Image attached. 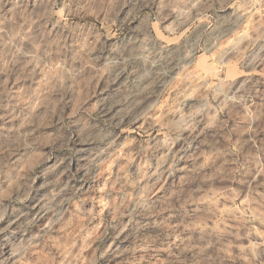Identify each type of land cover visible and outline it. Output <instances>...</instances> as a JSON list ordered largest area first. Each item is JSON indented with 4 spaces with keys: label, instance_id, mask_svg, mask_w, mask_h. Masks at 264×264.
<instances>
[{
    "label": "clouds",
    "instance_id": "9594fccd",
    "mask_svg": "<svg viewBox=\"0 0 264 264\" xmlns=\"http://www.w3.org/2000/svg\"><path fill=\"white\" fill-rule=\"evenodd\" d=\"M212 7V0H0V108H11L0 120L32 125L27 141L15 128L0 141V219L19 220L17 202L33 209L17 228H0L22 233L0 236V264H76L74 238L82 233L75 222L82 198L95 203L101 178L108 186L101 198L119 194L121 202L116 223L105 218L103 230L85 229L92 232L88 246L96 244L89 264H264V57L254 63L245 56L264 47V0H232L230 15L197 23ZM173 15L169 47L152 22ZM113 32L123 35L110 41ZM226 37L232 43L220 50ZM242 42L246 47H237ZM200 50L227 56L243 78L217 79L207 89V81L174 87L176 73L186 72ZM54 63L58 75H46ZM255 67L262 78L250 71ZM101 79L103 96L95 87ZM10 80L31 83L14 96ZM162 107V137L146 130L148 139L121 143L126 122L147 120ZM38 150L39 160L32 155ZM217 182H235L261 211L219 219L211 207H191ZM158 189L166 216L151 211ZM133 213L159 222L137 226ZM201 216L219 219V227H191ZM109 229L128 242L123 251L103 246Z\"/></svg>",
    "mask_w": 264,
    "mask_h": 264
},
{
    "label": "rangeland",
    "instance_id": "374dc122",
    "mask_svg": "<svg viewBox=\"0 0 264 264\" xmlns=\"http://www.w3.org/2000/svg\"><path fill=\"white\" fill-rule=\"evenodd\" d=\"M213 7L209 9L206 16L198 17L197 23L204 24L206 26H210L216 17L223 18L227 15H230L233 11L232 7V0H212ZM153 13L155 14V9H153ZM215 13V15L213 14ZM175 15V14H174ZM174 15L169 17L167 20H164L162 23L160 21L154 20L152 22V26L154 29V34L159 37L161 42H167L169 47H174L173 43L171 42L168 34L169 27H174L173 20ZM102 27V25H100ZM191 31V29H189ZM242 33L249 34L248 27L245 26L242 29ZM123 34L113 32L107 38L110 41H114L120 38ZM231 38L226 37L223 43L218 44V48L223 50L225 44H231ZM246 47V42H242L241 45H237V47ZM254 54L251 57H248L247 52H245L246 58L250 59L254 63H258L261 57H264V47H260L253 50ZM231 55V53H229ZM187 71L184 73L177 72L176 73V84L174 87H177L183 90V87L187 85V83H204L205 89L211 87L215 84L217 79L228 81V80H239L242 79L243 76L239 75L238 73L242 72L243 70L240 69L239 65L234 61L228 59L227 56H217L216 51H203L200 50L196 53L195 58L191 61L190 66H186ZM60 71L59 64H52L47 68L46 75L55 77L58 75ZM250 71L253 75L256 76L257 79L262 77L259 76L261 72L260 67L251 68ZM88 79V78H85ZM9 83L12 87V95L19 96L21 95V89L26 88L30 81H12L10 80ZM107 81L105 79L99 80L95 87L96 91L99 95L103 96L106 95L105 84ZM86 87H91L90 85H86ZM111 87V85L109 86ZM80 90H77V94L79 95ZM97 97H91V101H94ZM169 96H164L162 104L169 100ZM7 103V102H5ZM35 106V104H34ZM162 108L155 109L153 113L147 120L141 119L137 120L135 123L126 122L123 127L118 130L119 136L121 137V143L123 144L127 140H131L135 143L137 140L143 141L148 139L145 136V131H149L150 136L155 137H162L163 133L160 131V124L158 121L161 120V112L163 111ZM11 111L10 107H3L0 108V116L6 117L8 116L9 112ZM154 126V127H153ZM19 129L16 133L17 136H21L25 141H27L30 137L32 125L25 120H10L7 124L3 120H0V132L4 133L3 137H0V141L6 140L9 136L8 129ZM41 141H48L49 135L43 134L40 137ZM70 148L71 145H68ZM41 148L45 151L47 150L46 144L42 143ZM68 149H60L58 151L66 152ZM34 158L39 160L43 156L42 151H36L32 154ZM170 166H173L176 162L169 161ZM183 163V162H181ZM108 170L111 171V165H108ZM155 172V168H153ZM256 179H260L256 177ZM108 186L103 183V178L99 183V187L95 194V203L92 199H83V203L85 208L83 212L79 216L78 220L75 222L78 227L77 231L81 232L82 235L79 237H75L74 239H78L79 246L76 249V252L73 253V258L79 255V260L76 261V264H89V258L92 253V249L96 247V244H93L91 247L88 246V241L92 237V232L86 231L85 229H91L92 227H96L99 230L104 229V224L102 221L106 218L107 220L111 221L112 223H116L117 219V212H118V205L120 204L121 200L118 198L119 194H115L111 197L106 199H102L101 197L104 196L105 190ZM225 187H229L232 190V195H227L222 189ZM162 189H158L152 197V201L155 203L151 206V211L154 212H161L163 207V202L161 200H157V197L161 195ZM36 199H40L39 196ZM197 201H202V203L192 204L191 207L196 208H203L207 209L211 207L213 211L216 212V216L219 219H223L225 216H231L235 214L237 217H245L251 216L258 211L255 205H253L249 199L247 192L241 193L240 188L237 186L235 182H217L216 184L211 185V190H205L199 196L195 197ZM19 205L18 214L20 215V219L17 220L16 216H12L10 214L4 215L3 219H0V228L7 229L9 225H11L12 229L17 228L21 221H26V219H30V213L33 211L32 204L29 201H24L23 203L17 202ZM151 203V202H150ZM108 205H111V215H108L109 208ZM139 211V210H137ZM63 215V214H61ZM167 213L161 212V216H166ZM207 216H211L212 213H206ZM94 216L95 219L92 220V223H88V217ZM120 220L128 221L127 217H119ZM155 219L156 222H159V217H152L151 215L145 213L144 215L137 216L133 213L132 220L136 222L137 226L140 224H147L150 220ZM219 219L211 218L205 219L203 216L197 218L191 222V227L198 228L200 230H211L214 227H219ZM185 227H189V225H185ZM98 234V232H97ZM22 233L15 232V231H7L0 233V236H6L10 238H15L21 236ZM145 235H150V233H145ZM106 243L103 244L104 247H107L109 252L113 248H116L118 245L120 247V251H123L127 246V241L123 239L122 235H117L116 232H113L109 229V236L105 237ZM7 243V241H5ZM97 243H102L101 241H97ZM107 255V253L105 254ZM166 254H162L159 257L160 261H164ZM141 264H143V258L141 260Z\"/></svg>",
    "mask_w": 264,
    "mask_h": 264
}]
</instances>
